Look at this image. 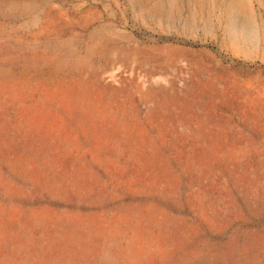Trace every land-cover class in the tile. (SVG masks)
I'll use <instances>...</instances> for the list:
<instances>
[{
	"label": "rangeland",
	"instance_id": "rangeland-1",
	"mask_svg": "<svg viewBox=\"0 0 264 264\" xmlns=\"http://www.w3.org/2000/svg\"><path fill=\"white\" fill-rule=\"evenodd\" d=\"M0 264H264V0H0Z\"/></svg>",
	"mask_w": 264,
	"mask_h": 264
}]
</instances>
